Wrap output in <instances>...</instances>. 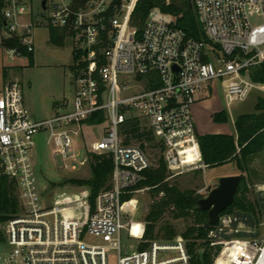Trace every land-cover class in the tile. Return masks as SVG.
Instances as JSON below:
<instances>
[{
  "label": "built area",
  "instance_id": "2783aa9c",
  "mask_svg": "<svg viewBox=\"0 0 264 264\" xmlns=\"http://www.w3.org/2000/svg\"><path fill=\"white\" fill-rule=\"evenodd\" d=\"M42 1H7L0 49L9 61L26 58L35 52L37 27L63 29L76 57L74 92L53 116L33 120L18 82L0 90V177L13 181L20 206L4 222L0 264H190L181 236L149 241L143 249L122 244L124 218L135 209L131 196L150 167L138 144L124 143L123 125L129 117L144 122L162 145L170 176L203 168L192 113L199 96L214 84L221 86L226 105L245 100L252 89L264 94V83L248 74L264 62V0H194L210 43L188 37L175 16L157 8L141 28L133 26L138 0H44V7ZM7 39L17 44L6 46ZM99 112L104 121L96 125L104 132L89 146L111 157L110 188L97 194L91 213L87 197L76 194L56 195L47 205L32 158L33 136L46 132L59 168L75 169L87 161L84 142L77 139L96 126L85 121ZM78 151L84 160L77 159ZM221 230L212 228L208 236ZM249 243L248 264H264V243Z\"/></svg>",
  "mask_w": 264,
  "mask_h": 264
},
{
  "label": "rangeland",
  "instance_id": "374dc122",
  "mask_svg": "<svg viewBox=\"0 0 264 264\" xmlns=\"http://www.w3.org/2000/svg\"><path fill=\"white\" fill-rule=\"evenodd\" d=\"M38 1L33 0V3L38 4ZM34 35L35 52L32 55L31 64L27 58H17L9 61L4 51L0 49V90L8 82H18L31 119L43 120L53 116L58 107L64 108L66 104L71 102L74 92V81L70 74L72 71L70 66L72 62V44L69 40H65L62 46L52 44L49 41V31L44 26L37 27ZM213 89L214 97L198 106L201 126L207 123L206 116L209 108L218 109L222 107L228 115V122L224 128L231 132L235 130L234 118L239 114L253 113L257 98H264L262 92L252 89L245 100L226 105L221 86L214 84ZM141 125H145L143 121ZM103 132L104 126L102 125L88 126L84 129L83 135L81 134L78 137L77 142L80 140L84 142L87 161L83 166H76L75 169L70 167L68 169H60L61 162L56 157L55 160L58 167L55 165L52 148L47 141L48 134L46 132H39L33 136L32 158L37 173L38 186L47 205L51 204L53 197L56 195L57 199H61L64 196L61 195L62 193L87 197L90 205V188L81 182H85L91 177L88 153L92 151L89 144L99 139ZM132 143L138 144L137 142ZM158 144L159 141L155 137L154 141L144 142V151L149 159L150 167L156 165L155 163L161 155ZM76 147L79 148L78 144ZM77 153V159L80 161L84 160V151H78ZM198 170L201 173L198 174L196 172ZM236 172L234 164L232 168L230 164H224L208 167L205 170L203 168L190 170L173 177L169 175L167 170L168 176L166 179L181 190L194 189L200 197H205L218 184L220 177L228 173L238 174ZM244 175L249 189L248 196L256 202L258 215L253 217L248 213L234 211L220 216L214 229L222 228V230L216 231L215 235H207V239L211 243H223L214 258L213 264L216 260L222 258L227 250L234 245L253 240L264 243V151L249 158L248 173ZM131 197L135 209L124 218L125 228L122 232V244L126 246L130 243L134 248L139 249V245L145 242L143 239L144 218L152 202V197L148 187L141 188L140 191ZM65 199L73 198L66 196ZM60 203L58 202V204ZM68 204L73 205L71 203ZM70 211L67 208L65 212L70 214ZM92 211V208H90V213ZM165 222L175 228L178 233L175 237L180 236L181 232L192 225L190 219H172L169 214L163 216L158 226ZM3 226L4 223H0L2 235ZM155 240L159 243L171 241L162 235Z\"/></svg>",
  "mask_w": 264,
  "mask_h": 264
},
{
  "label": "trees",
  "instance_id": "16d2710c",
  "mask_svg": "<svg viewBox=\"0 0 264 264\" xmlns=\"http://www.w3.org/2000/svg\"><path fill=\"white\" fill-rule=\"evenodd\" d=\"M8 0H0V25L2 24V12ZM119 1V0H117ZM157 8L164 14L176 17V26L181 28L188 37L210 43L202 31L198 21L194 0H138L131 15V24L141 28L143 22ZM49 41L52 44L63 45L67 40V33L63 29L50 27ZM6 46H15V39L4 41ZM32 53L26 55L31 64ZM76 57L72 56L70 64L72 72L76 69ZM248 74L250 78L259 83H264V62L250 67ZM216 123L228 122V115L224 111L217 112L212 117ZM104 121L101 112L89 117L85 123L96 125ZM236 136L230 134H198L197 140L201 153L202 163L207 167L221 166L233 163L240 176V182L234 202L220 213V216L234 211L258 215V208L255 201L248 196L249 189L245 179L248 173V160L252 156L264 151V98L258 97L253 113L238 115L234 121ZM124 143L137 142L144 150V142L154 141L150 130L141 125L137 117H129L123 125ZM161 155L155 166L149 167L143 172V179L136 188L148 187L152 197L145 215V228L143 233L144 243L139 245V249L147 246L149 241L155 240L160 235L168 240H172L178 234L175 228L165 222L158 226V223L165 214H169L172 219H190L191 224L180 236L185 240L186 250L190 257V264H213L214 258L223 245L211 243L207 239L208 232L216 224L204 228L207 221V212L200 210L196 202L201 198L194 189L181 190L175 184L167 180V167L162 156V145L159 142ZM88 164L91 177L81 182L90 188V208L95 206L97 194L111 186L112 160L106 153H88ZM198 174L200 170L196 171ZM20 211L19 201L13 181L7 177H0V223H4ZM157 229V230H156ZM3 235L0 231V241ZM222 258L216 260L214 264H221Z\"/></svg>",
  "mask_w": 264,
  "mask_h": 264
},
{
  "label": "crops",
  "instance_id": "0c3cea01",
  "mask_svg": "<svg viewBox=\"0 0 264 264\" xmlns=\"http://www.w3.org/2000/svg\"><path fill=\"white\" fill-rule=\"evenodd\" d=\"M71 74V72H70ZM214 97V89L213 87L209 89V92L207 93H203L201 96H199L198 100L196 101V103L193 105L192 107V113H193V117H194V121H195V126H196V132L197 135L198 134H205V133H212V134H230L233 136H236V130H234V132L225 130L224 126L227 123H216L213 121L212 117L215 113L220 112V111H224L226 112L222 107L218 108V109H213V108H209L208 112H207V116H206V124L204 126H201L202 123L200 121V117H199V108L198 106L213 98ZM202 108H204V106H202ZM245 114V113H243ZM241 115V114H239ZM236 117L234 118L235 121ZM234 123V122H233ZM231 165V168L233 167V163H227ZM206 168H208L206 165H204L203 169L205 170ZM227 175H233V173H228V174H224V176ZM3 243H4V236L3 239L0 241V250H2L3 248ZM253 254V249L250 246L249 242H243L237 246H234L233 249H230L228 252H226L224 254V256L222 257V262L221 264H248L249 260L251 259Z\"/></svg>",
  "mask_w": 264,
  "mask_h": 264
},
{
  "label": "water",
  "instance_id": "95a60500",
  "mask_svg": "<svg viewBox=\"0 0 264 264\" xmlns=\"http://www.w3.org/2000/svg\"><path fill=\"white\" fill-rule=\"evenodd\" d=\"M45 1H42L44 7ZM174 72L177 67L173 66ZM241 176L239 174L227 175L220 177L218 184L212 188L205 197L197 200L196 206L207 212V221L204 228L218 223L220 213L234 202V197L237 193Z\"/></svg>",
  "mask_w": 264,
  "mask_h": 264
}]
</instances>
